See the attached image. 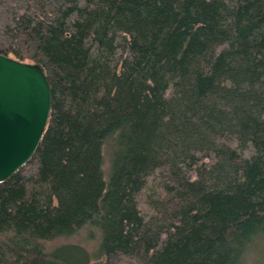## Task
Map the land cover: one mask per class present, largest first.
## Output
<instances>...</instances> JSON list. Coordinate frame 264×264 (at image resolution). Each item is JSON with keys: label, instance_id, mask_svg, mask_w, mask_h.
Wrapping results in <instances>:
<instances>
[{"label": "trees", "instance_id": "1", "mask_svg": "<svg viewBox=\"0 0 264 264\" xmlns=\"http://www.w3.org/2000/svg\"><path fill=\"white\" fill-rule=\"evenodd\" d=\"M0 54L51 89L0 264H264V0H0Z\"/></svg>", "mask_w": 264, "mask_h": 264}, {"label": "water", "instance_id": "2", "mask_svg": "<svg viewBox=\"0 0 264 264\" xmlns=\"http://www.w3.org/2000/svg\"><path fill=\"white\" fill-rule=\"evenodd\" d=\"M50 109L51 89L44 69L0 54V183L34 156Z\"/></svg>", "mask_w": 264, "mask_h": 264}, {"label": "rangeland", "instance_id": "3", "mask_svg": "<svg viewBox=\"0 0 264 264\" xmlns=\"http://www.w3.org/2000/svg\"><path fill=\"white\" fill-rule=\"evenodd\" d=\"M26 62V61H25ZM31 63V62H29ZM79 243L85 247H87L88 249L92 250L94 249V244L91 242H88L85 240L84 235H80L74 238H71L69 240H57L55 242H53L51 244V246H56V245H60V244H64V243ZM101 264H135L132 260L127 259V258H121V257H112L109 259H104Z\"/></svg>", "mask_w": 264, "mask_h": 264}]
</instances>
